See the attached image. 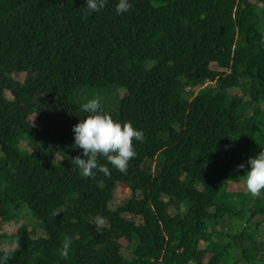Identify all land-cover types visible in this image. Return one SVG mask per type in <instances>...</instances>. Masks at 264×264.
<instances>
[{"label":"trees","instance_id":"1","mask_svg":"<svg viewBox=\"0 0 264 264\" xmlns=\"http://www.w3.org/2000/svg\"><path fill=\"white\" fill-rule=\"evenodd\" d=\"M257 2L131 0L117 15L108 0L85 17V0H0V229L23 208L47 236L17 229L8 264H264V190L243 182L264 151ZM92 88L124 89L105 111L143 130L125 173L100 157L109 174L85 177L73 162L88 115L75 97ZM118 186L129 198L113 210Z\"/></svg>","mask_w":264,"mask_h":264},{"label":"clouds","instance_id":"2","mask_svg":"<svg viewBox=\"0 0 264 264\" xmlns=\"http://www.w3.org/2000/svg\"><path fill=\"white\" fill-rule=\"evenodd\" d=\"M108 0H85V17L101 12ZM132 7L131 0H117L115 12L117 15L127 13ZM82 111L87 113L83 120L73 126L74 144L82 149V157L73 159L75 165L85 177L92 176L98 170L109 174L106 165L98 163V158L103 157L121 173L128 169L129 161L136 156L133 141L142 142L143 130L135 128L130 121L121 123L114 120L110 113L102 108L99 97L90 99L83 104ZM249 170L245 172L244 184L247 192L252 197L261 195L264 190V151H260L248 160ZM245 165H238V169H244ZM54 215L58 214L56 212ZM105 223L102 217H96L98 228ZM72 241L66 239L60 249V255L67 257L71 249ZM10 251L0 252V264H8Z\"/></svg>","mask_w":264,"mask_h":264},{"label":"rangeland","instance_id":"3","mask_svg":"<svg viewBox=\"0 0 264 264\" xmlns=\"http://www.w3.org/2000/svg\"><path fill=\"white\" fill-rule=\"evenodd\" d=\"M254 3L257 2V0H253ZM258 3V2H257ZM259 10L258 13L262 15V12L264 11V6L259 4ZM155 66V63L153 62H146L145 68L150 70ZM212 69L218 70L219 68L216 65L212 66ZM17 79L20 82H23L25 79V75L21 74L17 76ZM198 90V89H197ZM196 90V91H197ZM126 95V91L122 88H92V89H81L76 94L75 102L78 105L83 106V104L87 103L90 99L94 97H99L101 100V105L104 110L117 112L120 108L121 101ZM8 98L11 99L10 94H7ZM27 142H22L19 149L22 152V155L29 154L27 152ZM29 149V148H28ZM29 151H31L29 149ZM50 157L53 156V159L56 163L60 164L61 159L58 155L52 154L51 151H46ZM3 154L0 151V157H2ZM129 198V194L124 190L122 186H118L116 189V192L114 194L113 201L111 203V208L113 210L118 209L120 206H122L125 199ZM16 214H18L19 221L18 223H11L5 225L3 228L0 229V236H7V237H0V252L9 250L10 252L14 251L16 244H17V238L12 237L17 229H20L22 226L31 227L33 233V238L40 239V238H46L45 232L37 226L36 220L32 217H30L29 211L23 208H19L16 211ZM210 226H212V223H210ZM124 248H123V255L127 259H132V254L130 250L127 249V244L123 242ZM260 246L264 248V230L261 233V242Z\"/></svg>","mask_w":264,"mask_h":264}]
</instances>
